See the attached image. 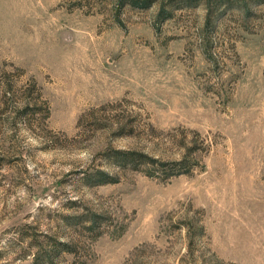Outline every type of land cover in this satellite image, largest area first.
<instances>
[{"label":"rangeland","instance_id":"374dc122","mask_svg":"<svg viewBox=\"0 0 264 264\" xmlns=\"http://www.w3.org/2000/svg\"><path fill=\"white\" fill-rule=\"evenodd\" d=\"M0 264H264V0H0Z\"/></svg>","mask_w":264,"mask_h":264},{"label":"trees","instance_id":"16d2710c","mask_svg":"<svg viewBox=\"0 0 264 264\" xmlns=\"http://www.w3.org/2000/svg\"><path fill=\"white\" fill-rule=\"evenodd\" d=\"M136 3V2H135ZM128 155H130V156H137V154H135V153H128ZM139 157H142V158H146L145 156H143V155H138Z\"/></svg>","mask_w":264,"mask_h":264}]
</instances>
